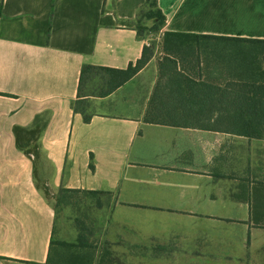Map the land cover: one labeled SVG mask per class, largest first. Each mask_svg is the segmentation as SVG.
<instances>
[{"label": "crops", "instance_id": "0c3cea01", "mask_svg": "<svg viewBox=\"0 0 264 264\" xmlns=\"http://www.w3.org/2000/svg\"><path fill=\"white\" fill-rule=\"evenodd\" d=\"M146 1L0 0V264H264V139L145 121L167 55L136 30ZM158 4L165 51L185 44L178 68L204 74L187 76L196 82L229 78L205 76L224 67L204 44L264 40V0ZM146 46L147 67L92 98L86 123L74 110L83 68L127 69ZM39 115L48 127L35 168L14 129ZM40 181L110 193L99 236L83 246L75 221L58 225Z\"/></svg>", "mask_w": 264, "mask_h": 264}, {"label": "trees", "instance_id": "16d2710c", "mask_svg": "<svg viewBox=\"0 0 264 264\" xmlns=\"http://www.w3.org/2000/svg\"><path fill=\"white\" fill-rule=\"evenodd\" d=\"M147 8L150 10L145 18L147 21L156 22L155 32L159 33L167 21L158 0H147L135 22L136 30L141 38L143 36L137 23L140 14ZM169 36L171 35L166 34V38ZM218 39L234 45L232 46L235 47L234 56L241 62L240 65L236 63L235 66V74L238 77L226 81V84L196 82L179 71L178 61L172 56L169 48L167 56L161 62V79L153 93L145 121L154 125L198 128L262 140L264 139V40ZM153 54V47L146 46L143 57L137 63H131L127 69L85 66L80 79V99L74 104L75 112L83 114L86 123L91 122L90 114L86 115V111H80L78 108L79 102L83 100L82 89L90 74L101 71L106 75L108 89L100 95L106 97L123 87L146 68ZM47 127V117L39 115L31 126L14 129L17 148L34 159L35 168L42 159L40 140ZM90 168L95 170L93 158ZM62 192L66 194L86 191H60ZM89 193L105 194L103 192ZM54 207L58 211L55 205ZM78 227L81 243L85 246L87 245L86 236L82 234L83 230L80 226Z\"/></svg>", "mask_w": 264, "mask_h": 264}, {"label": "rangeland", "instance_id": "374dc122", "mask_svg": "<svg viewBox=\"0 0 264 264\" xmlns=\"http://www.w3.org/2000/svg\"><path fill=\"white\" fill-rule=\"evenodd\" d=\"M149 10L150 9L147 8L145 11H143V13L140 14L137 26H139L140 28L143 39L147 40L148 43L155 45L156 48L159 47V53L165 52V54H167V52L165 51V46L163 44V38H160V34L158 32H155L154 30L156 22L147 21L145 18ZM181 45L185 44H180V42H178L176 47H173L172 49L170 48L172 56L176 59L179 58L181 51L184 50V47H182ZM217 46L218 47L215 49L216 45L204 44L202 46V50L206 52H212L214 50L221 51L224 55H222V53H220V55L215 54L213 58L217 57L218 59L215 60L214 63L217 66L224 68L221 71L217 72H215V70L208 71V69H206L205 76H207L211 82L216 81L212 77H217L213 76V73H220L223 75L221 77H224L225 79L226 76L229 77L227 80L236 79L238 75L235 74V66L236 63L240 65L241 62L236 59V57L234 56V52L231 53V51H234L232 47L234 45L231 43H219V45ZM166 56L167 55H165L163 58H165ZM226 58H228L227 61L225 60ZM182 68L184 67L182 66ZM165 72L167 73V70ZM200 72H202V70ZM185 73H187L186 76H190L192 74L195 76L201 75L202 77L204 75H202V73H199L197 70L191 73V71L188 69H185ZM107 82L108 81L106 75L101 71H96L88 76V81L85 83L81 93L83 98L87 99H83L81 102H79L78 108L80 109V111H86V115L91 111L90 107L93 101L92 98L101 97L100 95L107 91ZM223 84H226V82ZM39 187H42L45 195L49 198L50 201L53 202V205L57 207V222L60 226H62L64 222L75 221L76 224L78 223L77 226H80L81 230H83V235L93 236L95 232H99V229L94 228V226L100 225L101 222L110 219L109 206L113 201V196L110 193L94 194L89 192H79L63 194L62 192L58 194V192L51 191V189L46 186V182L43 181L39 182ZM146 208L147 207H144V209ZM146 216L141 217H144V219H146ZM98 232L95 234L96 236H99Z\"/></svg>", "mask_w": 264, "mask_h": 264}]
</instances>
